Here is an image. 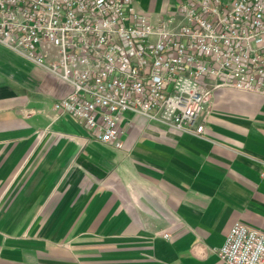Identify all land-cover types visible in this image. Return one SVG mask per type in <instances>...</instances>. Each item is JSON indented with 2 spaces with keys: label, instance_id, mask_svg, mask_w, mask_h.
I'll use <instances>...</instances> for the list:
<instances>
[{
  "label": "crops",
  "instance_id": "obj_1",
  "mask_svg": "<svg viewBox=\"0 0 264 264\" xmlns=\"http://www.w3.org/2000/svg\"><path fill=\"white\" fill-rule=\"evenodd\" d=\"M72 92L0 42V264H225L236 222L264 233V97L215 90L199 136L127 112L119 149L55 110Z\"/></svg>",
  "mask_w": 264,
  "mask_h": 264
},
{
  "label": "built area",
  "instance_id": "obj_2",
  "mask_svg": "<svg viewBox=\"0 0 264 264\" xmlns=\"http://www.w3.org/2000/svg\"><path fill=\"white\" fill-rule=\"evenodd\" d=\"M0 42L73 88L55 105L122 148L123 115L199 136L215 90L264 97V0H179L152 24L133 0H0ZM225 264H264V233L236 222Z\"/></svg>",
  "mask_w": 264,
  "mask_h": 264
}]
</instances>
